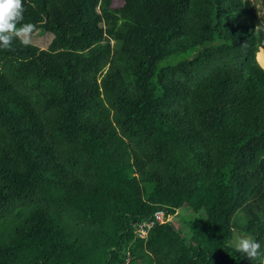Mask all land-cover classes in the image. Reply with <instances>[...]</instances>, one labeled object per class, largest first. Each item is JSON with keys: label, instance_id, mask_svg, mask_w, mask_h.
Instances as JSON below:
<instances>
[{"label": "trees", "instance_id": "trees-1", "mask_svg": "<svg viewBox=\"0 0 264 264\" xmlns=\"http://www.w3.org/2000/svg\"><path fill=\"white\" fill-rule=\"evenodd\" d=\"M113 1L22 0L52 40L0 48V264H264L256 0Z\"/></svg>", "mask_w": 264, "mask_h": 264}, {"label": "clouds", "instance_id": "clouds-1", "mask_svg": "<svg viewBox=\"0 0 264 264\" xmlns=\"http://www.w3.org/2000/svg\"><path fill=\"white\" fill-rule=\"evenodd\" d=\"M23 13L22 0H0V48H9L14 40L25 46L31 43L30 37L35 26L21 22ZM233 245L234 251L251 260L264 258V242L251 236L240 235L235 240L232 237V249Z\"/></svg>", "mask_w": 264, "mask_h": 264}, {"label": "rangeland", "instance_id": "rangeland-1", "mask_svg": "<svg viewBox=\"0 0 264 264\" xmlns=\"http://www.w3.org/2000/svg\"><path fill=\"white\" fill-rule=\"evenodd\" d=\"M264 0H256V4H257V9L259 11V14L262 16L264 15ZM123 4L122 0H114L113 1V7H121V5ZM31 39V43L42 48V49H46L48 48L52 37L50 35L48 36H35L33 35L32 37H30ZM262 52V51H261ZM264 54V52H263ZM259 59L262 61V55H259ZM260 63V62H259ZM261 64V63H260ZM261 66L264 68L263 64H261ZM177 213H179L178 215L175 214L174 216H169L166 220H171L173 222V224L176 227H179L180 222L179 219L180 217L183 216H187L191 213V211L189 209L184 208L183 210H178ZM139 228V227H138ZM182 232L184 233V235L186 236L187 239H190L191 233L189 232L188 228L186 227H182ZM142 233V232H141ZM140 234V233H139ZM141 238L146 237L148 234L146 233H142L140 234ZM143 235V237H142Z\"/></svg>", "mask_w": 264, "mask_h": 264}, {"label": "built area", "instance_id": "built-area-1", "mask_svg": "<svg viewBox=\"0 0 264 264\" xmlns=\"http://www.w3.org/2000/svg\"><path fill=\"white\" fill-rule=\"evenodd\" d=\"M155 219H156V223H164V222L167 221L166 218H165L164 212H158V213H156L155 214ZM154 224H155V221H150V222H147V223H143V224L139 225L138 232L140 234L147 232V234H148V230L152 226H154ZM142 237H143V235H142Z\"/></svg>", "mask_w": 264, "mask_h": 264}, {"label": "water", "instance_id": "water-1", "mask_svg": "<svg viewBox=\"0 0 264 264\" xmlns=\"http://www.w3.org/2000/svg\"><path fill=\"white\" fill-rule=\"evenodd\" d=\"M238 230H234L233 231V233H232V237H233V239L235 240V239H238V237L240 236V235H242L241 233H239V232H237ZM231 242H232V240H231ZM234 245H233V249H234Z\"/></svg>", "mask_w": 264, "mask_h": 264}]
</instances>
